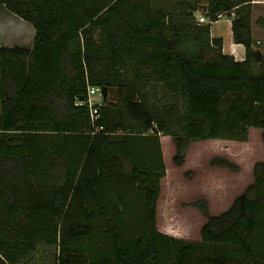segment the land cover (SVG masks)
Here are the masks:
<instances>
[{
  "label": "trees",
  "instance_id": "obj_1",
  "mask_svg": "<svg viewBox=\"0 0 264 264\" xmlns=\"http://www.w3.org/2000/svg\"><path fill=\"white\" fill-rule=\"evenodd\" d=\"M0 3L35 27L32 47L0 38V264H26L41 246L56 264H264V160L228 208L204 206L199 239L158 226L163 135L179 164L188 138L246 141L251 128L264 138L252 1ZM232 12L244 60L212 34ZM91 86L103 91L98 118Z\"/></svg>",
  "mask_w": 264,
  "mask_h": 264
},
{
  "label": "rangeland",
  "instance_id": "obj_2",
  "mask_svg": "<svg viewBox=\"0 0 264 264\" xmlns=\"http://www.w3.org/2000/svg\"><path fill=\"white\" fill-rule=\"evenodd\" d=\"M262 15L264 4L257 3L253 24L264 38V28L257 22ZM215 29L223 30V34L229 30L224 20ZM258 46L264 53V40ZM186 142L181 154L183 161L179 164L175 158L178 154L175 137L162 136L167 175L162 180L158 202V226L178 237L199 239L208 218L204 206L210 215L219 214L254 181V166L264 160V138L262 129L251 128L246 141L188 138ZM216 157H225L236 167L215 165L212 160ZM55 257V248L41 246L26 264H56Z\"/></svg>",
  "mask_w": 264,
  "mask_h": 264
},
{
  "label": "crops",
  "instance_id": "obj_3",
  "mask_svg": "<svg viewBox=\"0 0 264 264\" xmlns=\"http://www.w3.org/2000/svg\"><path fill=\"white\" fill-rule=\"evenodd\" d=\"M250 1L253 2V9L255 8L257 3L264 4V0ZM232 14V16L224 14L217 21H215L212 25V34L215 37L223 38V48L225 53L233 55L237 60H244L246 57V47L244 44L236 43L234 40L232 30V18L234 16V12H232ZM225 17L227 19H224ZM221 20H224V23L226 22L228 24L229 30L225 32L226 34H223V30L218 31L215 29L216 24ZM252 29L255 43H257V45L261 44L264 40L263 33L259 31L253 23ZM0 38L1 44L3 46L32 47L35 41V27L31 22L18 16L17 14L9 10L3 3H0ZM259 48L261 49V47Z\"/></svg>",
  "mask_w": 264,
  "mask_h": 264
},
{
  "label": "built area",
  "instance_id": "obj_4",
  "mask_svg": "<svg viewBox=\"0 0 264 264\" xmlns=\"http://www.w3.org/2000/svg\"><path fill=\"white\" fill-rule=\"evenodd\" d=\"M198 18H199V21L203 22V23L209 21V19L202 13H200L198 15ZM88 94H89V102H90L91 106L93 107V109H92L93 116L95 118H98V116H99V108L98 107H99V104L103 100L102 88L96 87V86H91V87H89ZM80 103H83V101L82 102L80 101Z\"/></svg>",
  "mask_w": 264,
  "mask_h": 264
},
{
  "label": "water",
  "instance_id": "obj_5",
  "mask_svg": "<svg viewBox=\"0 0 264 264\" xmlns=\"http://www.w3.org/2000/svg\"><path fill=\"white\" fill-rule=\"evenodd\" d=\"M205 10L207 8V5L204 6ZM105 93V92H104ZM81 99H84V96H81Z\"/></svg>",
  "mask_w": 264,
  "mask_h": 264
}]
</instances>
